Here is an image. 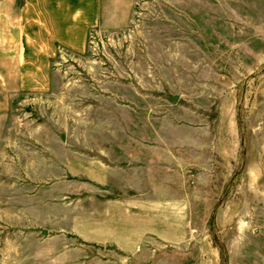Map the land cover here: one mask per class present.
Segmentation results:
<instances>
[{"label":"rangeland","instance_id":"374dc122","mask_svg":"<svg viewBox=\"0 0 264 264\" xmlns=\"http://www.w3.org/2000/svg\"><path fill=\"white\" fill-rule=\"evenodd\" d=\"M20 3L0 0V264H264V0H107L84 52L53 53ZM149 127L196 139L197 198L143 246L97 245V145Z\"/></svg>","mask_w":264,"mask_h":264},{"label":"crops","instance_id":"0c3cea01","mask_svg":"<svg viewBox=\"0 0 264 264\" xmlns=\"http://www.w3.org/2000/svg\"><path fill=\"white\" fill-rule=\"evenodd\" d=\"M106 9L107 0H21L16 10L23 24L20 37L47 40L44 49L50 53L57 43L84 52ZM123 131L124 137H118L119 130H111L109 147L97 145V192L108 194L110 215L108 226L97 224V245L129 252L128 248L145 245L150 231L157 235V229L151 230V215L187 213L179 200L197 198L199 149L190 132L182 142L171 143L161 127L143 128L141 141L132 143L129 129ZM183 174L186 179L181 182Z\"/></svg>","mask_w":264,"mask_h":264},{"label":"trees","instance_id":"16d2710c","mask_svg":"<svg viewBox=\"0 0 264 264\" xmlns=\"http://www.w3.org/2000/svg\"><path fill=\"white\" fill-rule=\"evenodd\" d=\"M211 227H213L212 224H211ZM212 229H213V228H212ZM223 252H225V250H223Z\"/></svg>","mask_w":264,"mask_h":264}]
</instances>
